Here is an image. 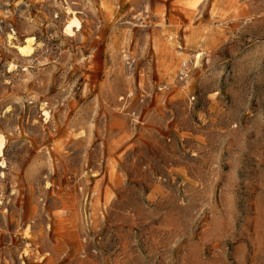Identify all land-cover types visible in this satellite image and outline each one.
Here are the masks:
<instances>
[{
  "label": "rangeland",
  "instance_id": "374dc122",
  "mask_svg": "<svg viewBox=\"0 0 264 264\" xmlns=\"http://www.w3.org/2000/svg\"><path fill=\"white\" fill-rule=\"evenodd\" d=\"M0 264H264V0H0Z\"/></svg>",
  "mask_w": 264,
  "mask_h": 264
},
{
  "label": "bare ground",
  "instance_id": "6f19581e",
  "mask_svg": "<svg viewBox=\"0 0 264 264\" xmlns=\"http://www.w3.org/2000/svg\"><path fill=\"white\" fill-rule=\"evenodd\" d=\"M71 23L74 24V26L76 27L77 30H79L80 24H79L78 20L75 17L72 18ZM33 41H34L33 38H31V37L27 38L25 40L24 45L18 46L19 53L21 55H24V56L30 55L31 52H32V42ZM195 57H196V59L198 61L199 54L195 55ZM183 62L186 63L185 61H183Z\"/></svg>",
  "mask_w": 264,
  "mask_h": 264
},
{
  "label": "built area",
  "instance_id": "2783aa9c",
  "mask_svg": "<svg viewBox=\"0 0 264 264\" xmlns=\"http://www.w3.org/2000/svg\"><path fill=\"white\" fill-rule=\"evenodd\" d=\"M187 72H188V66L187 63H181L179 66V71H178V78L180 80H183L184 78H186L187 76Z\"/></svg>",
  "mask_w": 264,
  "mask_h": 264
}]
</instances>
